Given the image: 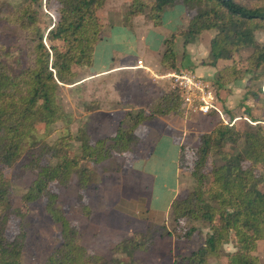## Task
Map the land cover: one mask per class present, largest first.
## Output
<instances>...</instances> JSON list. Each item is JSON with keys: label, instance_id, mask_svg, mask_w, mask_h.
<instances>
[{"label": "trees", "instance_id": "1", "mask_svg": "<svg viewBox=\"0 0 264 264\" xmlns=\"http://www.w3.org/2000/svg\"><path fill=\"white\" fill-rule=\"evenodd\" d=\"M28 0L18 8L8 2L0 7V22L16 30L24 45L0 41V264H22L30 232L31 205L43 202L46 213L59 225L60 233L44 264H142L134 254L149 251L157 237L200 239L198 247L175 259L174 264H211L212 258L226 264H263L257 254L264 242V119L255 123L218 118L209 131H202L195 149L191 175L195 184L187 195L174 198L169 215L173 227L149 221L143 231H134L118 241L114 257L91 252L80 241V226L64 209L53 185L68 186L76 176V201L86 216L92 214L88 191L100 186L97 165L125 156L115 169L126 167L129 154L141 140L140 126L158 116L192 114L177 89L161 91L151 104L127 110L112 135L92 139L84 129L73 132L75 114L66 109L61 90L80 80L91 67L105 21L101 10L107 0H55L58 16L47 29L41 21L39 3ZM52 0L44 3L48 6ZM181 4L189 14L186 27L165 40L161 61L177 69L174 42L177 36L188 44L207 31H215L205 63L217 65L216 92L247 75L264 85V0H130L127 25L135 16L146 15L155 25L163 22L169 5ZM5 33V32H4ZM10 34V33H9ZM251 51L241 66L237 56ZM217 111L211 109L208 114ZM254 118V117H253ZM125 122H127L125 124ZM57 133V137L51 136ZM77 141V148L73 147ZM186 145L179 150L178 165H187ZM46 158L49 160L45 161ZM12 169V176L5 173ZM34 175L22 195L21 205L9 200L12 179ZM12 217L19 218L18 232L8 234ZM234 244V250L226 245Z\"/></svg>", "mask_w": 264, "mask_h": 264}, {"label": "crops", "instance_id": "2", "mask_svg": "<svg viewBox=\"0 0 264 264\" xmlns=\"http://www.w3.org/2000/svg\"><path fill=\"white\" fill-rule=\"evenodd\" d=\"M129 5L130 0L106 1L101 10L105 27L102 39L95 48L93 63L82 71L77 83L66 85L68 88L84 86L88 90L93 87L90 83L107 77L109 88L110 85L113 87L111 96L105 91V98L99 99V108L87 107L81 111V118L89 116L96 122L87 129L89 134L96 131L103 133V136L112 135L125 116L119 117L121 112L154 102L161 94V87L156 85L161 81L158 80L166 81L164 75L176 70L166 69L161 58L166 49L165 40L187 25L188 16L184 6H167L161 25H155L142 14L135 16L132 26L128 27L123 23V15ZM213 34L211 31L204 32L203 39L188 44L181 37L177 43L179 49L175 48L177 69H189L214 82L218 69L225 62L220 61L217 65L205 63L210 54ZM246 80L233 82L216 92L217 106L227 120L232 119L229 110L234 111V122L243 118L252 123H255L252 119H264V111L257 104L261 103L264 108L262 90H252L251 94H247ZM101 81L97 83L98 87H101ZM86 84H89L88 87ZM86 96L89 98L90 92ZM217 117L221 118L218 112H192L188 118L170 114L147 120L140 126V143L135 153L129 154L126 159V167L121 172L104 174L102 193L107 207L100 210L89 203L92 214L87 220L92 229L85 227L88 223L80 225V229L86 228L89 236L100 239L107 235L111 241H98L92 245L112 247L122 235L145 230L149 221L167 219L171 202L181 196L184 187L178 165L180 147L183 144H195L199 134L209 131ZM90 194L91 199L95 200V192L90 190L89 197ZM177 246L174 237L161 236L155 240L154 249L146 253H156L155 264H166V255L171 254Z\"/></svg>", "mask_w": 264, "mask_h": 264}, {"label": "rangeland", "instance_id": "3", "mask_svg": "<svg viewBox=\"0 0 264 264\" xmlns=\"http://www.w3.org/2000/svg\"><path fill=\"white\" fill-rule=\"evenodd\" d=\"M27 1L28 0H0V7L2 6V4L4 2H8L13 8L16 9L20 5H22L23 3L27 2ZM45 1L46 0H42L41 3H39L38 8L40 9L42 24L47 29L46 31L48 32L49 27L51 25H53V22L56 20V18L58 16V13H57L58 3L55 0H52V2L48 6H46L44 3ZM128 2H129V0H128ZM169 6H171V5H169ZM126 8H128V7L126 6ZM126 11L124 12V15H123V23H124V25L131 27L132 24L131 25L126 24V20H125ZM187 16L189 18V14H187ZM132 23H133V20H132ZM15 32H16L15 29L10 28L7 25H3L0 22V41L1 42H5V43H8V44H11L14 46L15 45H24V39L23 38L16 39V37L11 35ZM211 32L215 33V31H211ZM202 37H203V34L200 36V38H202ZM256 39L258 41H263L264 32H262V31L257 32L256 33ZM180 40H181L180 36H177L175 39L174 47L177 49H179L177 43ZM250 51H251L250 49L244 50L240 55L237 56V60L239 61V64L241 66L244 64L245 58L249 54ZM224 62L227 63V61H224ZM165 79H166V81H164V82L162 79H159L158 81H160V80L161 81L158 82V84L156 83V85H159V87H161L160 91H167L170 87L169 78H165ZM244 79H247L245 82L246 83L245 88L247 90V94H251L252 90H254V91L262 90V96L264 97V85L262 84L261 80L251 78L250 75H247ZM100 81H101V87H98L97 83ZM109 82L110 81L107 77H102V78L96 79V81H94L93 83H90V85H93V87H89L88 90H86L84 86L78 87V88H75V87L74 88H68L65 86L62 88L61 99H62L66 109L75 114V121L71 125L73 132H75V133L78 132L79 128H82V129L87 131V129H89L90 127H92L96 123L93 119L91 120V118L89 116L81 118V116H80L81 111L87 107L92 108V109L99 108V104H98L100 101L99 99L105 98V91L110 96L112 95L113 87H112V85H110L111 89L109 88ZM167 82H168V84H167ZM231 83H233V82H231ZM231 83H229V84H231ZM238 83H241L243 85L242 82H238ZM88 85H87V87H88ZM89 92H90V96H89L90 100H89L88 96H86ZM97 96H98V99H96ZM257 104L259 107H261V110L264 111L262 104L259 102H257ZM124 115H125V111H122L121 114L119 115V117H122ZM189 117H191V115H189ZM217 119H218V117H217ZM220 119H222V118H220ZM216 120H214V123ZM241 121H246V122L252 123L249 120L244 119V118L241 119ZM93 130H95V128H93ZM90 135L92 136V138H96V137L103 136L104 134L94 131L92 134L90 133ZM56 137H57V133H54L51 136V139H54ZM78 145H79V143L77 141H73V147L74 148H77ZM197 146H198V140L195 144H192V145L187 144L186 145L187 165L181 169V177H182V181L184 183L185 188L182 186L183 189L181 191L180 197L187 195V193H189L190 190H192V188L195 184L194 178L191 175V167H192L194 160H195V149ZM124 159H125V156L115 155L114 157H112V158L104 161L103 163L97 165V169L100 173L101 181H100V186L97 190L96 189H90V190L95 192V195H94L95 200L91 199V194L89 197L90 190L88 191V194H87L88 202L90 203L91 207L95 208V206H97V208L100 210H104L107 207V202H106V200L103 196V193H102L104 174L106 173V172H103V170L104 169H115L117 167V164H119L120 162H123ZM47 160H49V158L45 159V161H47ZM123 169L120 171H115V172H121V171H123ZM108 172H111V171H108ZM5 173L9 177H11L12 176V169L11 168H5ZM33 177H34V175L29 172L22 178L12 179L9 200H10V203L13 207H19L21 205L22 195L28 189L30 182L32 181ZM75 183H76V176L73 177L71 183L68 186H62V185L55 184V185H53V188L60 193V195H61L60 205L64 209L68 210V212H70L69 217L71 218V220H73V222H76L79 226L81 224L84 225L85 223H88V224H86V226L85 225L84 226L89 230V229H92L90 221L87 220L88 219L87 217H90V216L84 215L82 213L81 209L75 205V201H76V184ZM119 196H120V191L118 192V197ZM30 209H31L30 232L28 235L27 246H26V249H25V252L23 255L22 264H44L48 254L50 253V251L54 247L56 240L59 237L60 227L46 213L43 202L34 203L33 205H31ZM163 222H165L169 228L173 227V221L170 218L169 214L167 216V219H164L162 221H158L157 223L160 224ZM18 228H19V218L12 217L9 221V224H8L9 236H11V237L14 236L18 232ZM86 228H83L84 230L80 229V231L82 230V232L80 233L81 243H83L85 246H87L91 252L104 255L108 258L114 257L115 254H113V252L111 251V248L115 244L112 247L103 246V248L98 247V245H96V244L92 245L94 243H98V241H102L101 243H104L106 241H110L108 239L107 235L102 236L100 239H97V236H89L90 234L88 233L87 230H85ZM130 234L131 233H128L126 235H122L120 240L126 236H129ZM88 236H89V238H88ZM172 237H174V236H172ZM175 239L178 242V246L171 254L166 255V258H168V262L166 264H172L173 259L175 261L176 258L190 253V251L193 250L194 248L198 247V245L201 242L197 236L193 239H190V240H179L177 238H175ZM87 241H89V244L87 243ZM154 247H155V245H154ZM154 247L151 250H153ZM226 248H227V250H230V251L235 249L233 243L227 244ZM151 250H149V251H151ZM146 252H148V251H137L136 253H138V257L136 256V253H135L134 254L135 259L139 263H142V264H155V259L157 258L155 256L156 253L151 255V254H147ZM257 254L260 256V259L262 260V262L264 264V242H262V241L259 243ZM146 258L148 259V261ZM159 259L160 258H158V260ZM169 259H170V263H169ZM111 264H114V263H111ZM211 264H226V262L224 259L222 260V259L212 258Z\"/></svg>", "mask_w": 264, "mask_h": 264}, {"label": "built area", "instance_id": "4", "mask_svg": "<svg viewBox=\"0 0 264 264\" xmlns=\"http://www.w3.org/2000/svg\"><path fill=\"white\" fill-rule=\"evenodd\" d=\"M164 77L170 81L168 90L177 89L190 112L208 114L211 109H215L227 122L217 106V93L212 80L199 76L189 69H176Z\"/></svg>", "mask_w": 264, "mask_h": 264}]
</instances>
